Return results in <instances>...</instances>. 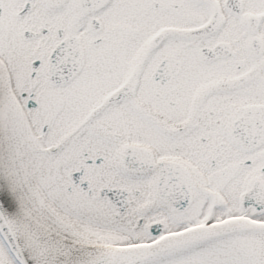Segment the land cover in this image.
Instances as JSON below:
<instances>
[{"label": "snow or ice", "instance_id": "1", "mask_svg": "<svg viewBox=\"0 0 264 264\" xmlns=\"http://www.w3.org/2000/svg\"><path fill=\"white\" fill-rule=\"evenodd\" d=\"M0 264H264V0H0Z\"/></svg>", "mask_w": 264, "mask_h": 264}]
</instances>
